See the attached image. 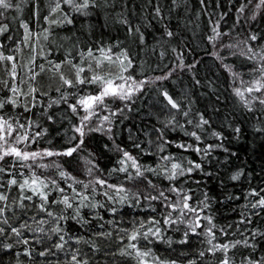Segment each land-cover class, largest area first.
<instances>
[{
  "label": "trees",
  "instance_id": "obj_1",
  "mask_svg": "<svg viewBox=\"0 0 264 264\" xmlns=\"http://www.w3.org/2000/svg\"><path fill=\"white\" fill-rule=\"evenodd\" d=\"M10 2L0 9V56L12 57L0 59V119L14 131L0 140V156L10 147L38 155L0 159L8 224L0 231V264H138L128 237L141 223L132 243L151 251L145 264H221L225 257L264 264V90L247 91L264 75L260 0H90L79 11L74 4L83 0L60 2L55 11L54 0ZM74 66L84 69V84ZM94 75L130 95L106 97L85 113L78 101L102 87L90 82ZM174 163L184 174L170 180ZM161 191L167 199H149ZM184 196L199 212L195 234L188 225L195 214L181 215ZM177 202V211L167 207ZM169 213L176 223L164 222ZM147 228L161 236L144 239ZM215 244L229 248L212 251Z\"/></svg>",
  "mask_w": 264,
  "mask_h": 264
},
{
  "label": "snow or ice",
  "instance_id": "obj_2",
  "mask_svg": "<svg viewBox=\"0 0 264 264\" xmlns=\"http://www.w3.org/2000/svg\"><path fill=\"white\" fill-rule=\"evenodd\" d=\"M65 3H69V4H73V0H64ZM89 2L90 0H83V3L82 4H74V7L79 11L80 9L82 8H87L89 6ZM260 4L264 5V0H260ZM260 5H257V7H259ZM13 7V4L10 2V0H0V9H4V10H7L9 8H12ZM56 8L58 9L59 8V3H57L56 5ZM55 11V9H53ZM0 15H2V13H0ZM25 27V31L27 32V26L24 25ZM3 30H6V29H2L0 31H3ZM168 35H171V33H168ZM252 39L254 40L255 37L253 36ZM251 51V50H250ZM88 56H92V52L91 50L88 51L87 53ZM123 55V54H122ZM0 59H7L9 61L12 60V57H2L0 56ZM104 59L106 60H111V57H108V56H105ZM124 59L127 60L128 57L127 56H124ZM66 62L67 63H71L70 60H67L66 58ZM121 65L123 66V60L120 61ZM100 66V61L97 60V67ZM131 66V61H129L128 63V66L127 67H130ZM55 67L57 69L60 68V65L59 64H56ZM76 67V82L77 83H80V84H84L86 81L84 79L81 78L80 76V73L84 71L83 68H80V67H77V66H74ZM127 67H123L122 70L123 71H127ZM14 69H15V65H13V73H14ZM262 72H264V68L261 69ZM35 73L33 74V79L35 78ZM131 77H129L130 79ZM162 78H166V77H161V78H158V79H162ZM60 79L63 81V83L65 85H68L69 87H71L73 85V82L66 79L62 74L60 76ZM262 81H264V75H262L260 77V79H257L253 82V85L251 87H248L247 88V91L249 93L253 92V91H256V92H261L262 90H264V83H262ZM92 83H100L102 85L101 87V90L99 92V94L97 95H90V96H87V97H83L81 98L79 101H78V104H80L82 107H83V110L85 111V113H90L94 106L96 104H103L104 100L106 97H109V96H112V97H118L120 99H125L126 98V95H130V93H123V92H118L117 91V88L116 87H113V82L111 80H104V78L101 76V75H94L91 79ZM141 84L143 82H140ZM119 89L123 90L124 89V85L121 84L118 86ZM137 88L140 87V84H137L136 85ZM35 89H33L34 91ZM12 91H16L15 88L12 89ZM236 91V95L243 98L244 96V93L241 92L240 90H235ZM165 95V98L168 100V103L172 105L173 108H176L177 105L176 103H174L172 101V99L170 97L167 96V93L164 94ZM254 99H256L254 97ZM10 103H14V101H9ZM259 103L261 104H264V99H259ZM69 107L72 109L73 112H76L77 109L74 105H69ZM90 117L89 115H85L83 118H82V121L83 120H88ZM105 119H107V117H105ZM203 123H207V121H202ZM21 127H23L21 125ZM14 131L13 129V126L11 124L8 123V121L6 120H3V119H0V140H4L5 139V136L6 135H11L12 132ZM76 131L77 132H80L81 135L83 134L82 133V129L81 128H76ZM237 131H239L237 129ZM193 136H195L196 134L195 133H192ZM21 139H28L27 136H23V137H17V140H21ZM197 139H199V137H197ZM76 149L75 148H71L69 150H67L66 152L62 153L64 155H71L72 152H74ZM198 152L201 151L200 149H196ZM10 154H14L15 156L17 157H20L21 159L23 160H27L29 158V155H31V157L34 159L38 154L33 152L31 154L25 152V153H20L18 152L15 148L13 147H10L8 150L4 151L3 153V156H0V159H3L4 156H8ZM56 154H61V153H56ZM45 155H48V156H51L53 155V153L51 151H48L45 153ZM124 156L126 159H129V160H132V167L136 169V176L139 177L142 175L140 169L136 166V161L131 157L129 156V154L127 152L124 153ZM121 163H123V161H121ZM195 168H199L200 165L199 164H195L194 165ZM177 169H180V166L178 164H172V173L167 177L168 179H175L176 176L179 174V175H183L184 174V171L182 169H180L179 173H177ZM0 171H3L2 168H0ZM119 171L121 172H124L126 171L125 168H121L119 169ZM189 172H191V169L188 170ZM132 178V177H130ZM233 180L237 179V176H233L232 177ZM11 184H15L16 181L15 180H12L10 181ZM37 181L34 179L33 180V184H36ZM39 183L41 185H43L44 187H47V185H44V182L43 181H39ZM96 183L98 184H101L103 185L104 184V181H101V180H97ZM151 183V182H149ZM25 184L27 185L28 184V181L26 180L25 181ZM85 187H87V185H85ZM109 187H113L112 185H109ZM118 192H123L124 189L123 188H117L116 189ZM39 189L38 188H34L33 189V193L35 194L36 192H38ZM61 191H63V189H61ZM172 191L175 192L176 189L175 188H172ZM255 194V193H253ZM41 195V199H45L46 200V196L44 193H40ZM160 197H164L165 199H167V197L164 196V192L161 191L160 194H159V197L158 196H151L149 197V199L151 200H157L159 199ZM30 199V197H28ZM5 199L3 196H0V200H3ZM84 199H87V197H84ZM124 199H126V197H121V201H123ZM190 199V197L188 196H184L183 200V208L181 210V215H184L185 214V210L186 212H190V213H194L195 214V219H192L188 222V225L189 227H191L192 229V232L193 234H195V228L197 227H200V224L198 223V220H199V212L197 211L196 208H193L191 207L187 201ZM67 207H71L72 205L69 203L68 199L65 198L63 201H62ZM178 204L179 202H177L176 204H169L167 205V207H170L172 209V211H177L178 210ZM258 204L261 206V207H264V198H261L259 201H258ZM255 207V205H253ZM2 211V210H0ZM48 215H52V213H48ZM208 219V223L209 224H212V220L211 218H207ZM6 222V221H5ZM164 222L166 224H169V223H176V219H172L171 218V213H169V215L167 217H165V220ZM149 223H158L156 221H149ZM145 225L143 223H141V225L139 226V228H137L136 230H134L128 237L129 239V244H128V248L129 249H134L136 250L135 254L136 256L139 258L138 260V264H145V260H144V257H147L149 255H151V251L148 250V251H140L138 248H137V245L135 243H132L133 241H137L138 238L140 237L141 233H140V228H144ZM0 231H3L2 229H0ZM17 230L16 229H13V232H16ZM54 231H58V229H54ZM185 235H187V233H185ZM207 235L209 237H213V233H212V230L209 229L207 231ZM142 236L144 239H148L150 236L152 237H156V238H159L161 236V230L159 228H156L155 231H153L152 228H147L146 231H144L142 233ZM61 240L64 239L63 236L60 237ZM182 243L186 242V241H181ZM25 243H27V241H25ZM208 243L209 244H212V240L209 239L208 240ZM57 248H61L62 245L61 244H57L56 245ZM229 248V245L228 244H223V245H220V244H215L212 246V251H217V250H223L224 252H227ZM121 254H125V252L122 250ZM41 255H44V253H41ZM201 256L204 255L203 252L200 253ZM76 257L73 256V260H75ZM159 264H164V262H159ZM221 264H229V261L227 259V257H225V259L221 262Z\"/></svg>",
  "mask_w": 264,
  "mask_h": 264
},
{
  "label": "rangeland",
  "instance_id": "obj_3",
  "mask_svg": "<svg viewBox=\"0 0 264 264\" xmlns=\"http://www.w3.org/2000/svg\"><path fill=\"white\" fill-rule=\"evenodd\" d=\"M55 1V5L52 7V11H54L53 9H55L56 8V5H57V3H59V4H64V2L63 1H60V0H54ZM60 2H62V3H60ZM113 87H115V86H113ZM97 113H94V114H92L93 116H95ZM6 220H5V217H4V214H3V212L2 211H0V229H2V228H4V227H7V222H5ZM42 224H39V226H38V228H39V231L41 232V234H42V236H44V235H47L45 232H44V228H45V225H44V223L43 222H41Z\"/></svg>",
  "mask_w": 264,
  "mask_h": 264
}]
</instances>
